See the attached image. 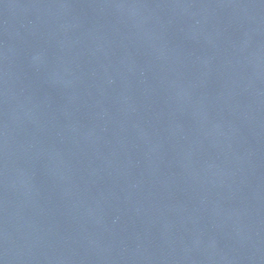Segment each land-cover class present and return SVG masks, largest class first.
<instances>
[{"label":"water","instance_id":"water-1","mask_svg":"<svg viewBox=\"0 0 264 264\" xmlns=\"http://www.w3.org/2000/svg\"><path fill=\"white\" fill-rule=\"evenodd\" d=\"M0 264H264V0H0Z\"/></svg>","mask_w":264,"mask_h":264}]
</instances>
